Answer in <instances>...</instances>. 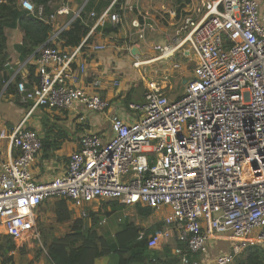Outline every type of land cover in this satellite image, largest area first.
Masks as SVG:
<instances>
[{"label":"built area","instance_id":"obj_1","mask_svg":"<svg viewBox=\"0 0 264 264\" xmlns=\"http://www.w3.org/2000/svg\"><path fill=\"white\" fill-rule=\"evenodd\" d=\"M52 4L58 7L44 21L54 26L58 15L70 14V5L68 0ZM17 5L42 18L43 6L33 0H17ZM113 6L114 2L100 13L89 12L93 27L77 46L55 44L62 29L53 31L51 44L41 46L30 58L34 80L17 83L18 101L28 110L11 132L0 130V138H8L15 150L14 156L0 160V233L15 245L40 238L37 214L48 198H64L83 229L106 223L102 204L139 205L167 209L162 225L152 234L139 232L138 239L146 238L148 248L172 243V254L180 264H232L247 247L264 244L261 2H204L200 18H186L172 41L153 47L156 57L132 62V68L138 69L150 61L172 60L171 68L176 70L181 60H187L194 68L184 92L174 98L165 92L170 89L167 67L162 68L161 78L145 80L144 101L127 105L131 120L108 113L107 99L77 84L84 49L98 52L107 47L103 42L88 43L89 34L120 22L122 15ZM132 25L143 28L139 20ZM176 58L180 61L174 62ZM39 107L80 108L79 125L86 122V112L106 115L108 122L103 132L84 129L65 166L47 181L33 172L42 154L41 137L35 128L24 125ZM121 221L119 217L117 222ZM225 238L230 241L228 249L208 258L209 249Z\"/></svg>","mask_w":264,"mask_h":264},{"label":"crops","instance_id":"obj_2","mask_svg":"<svg viewBox=\"0 0 264 264\" xmlns=\"http://www.w3.org/2000/svg\"><path fill=\"white\" fill-rule=\"evenodd\" d=\"M207 1L211 0H122V2L111 0L107 6L113 2L114 5L119 4L120 7L123 6L118 28L116 31L109 33H103V30L98 28V30L89 34L88 43L103 42L107 47L105 50L98 52L84 49V54L81 56L84 68L83 70L78 68L79 79L77 84L85 88L87 92L96 91L103 98L107 99L110 104L108 113H114L125 120H131L133 113L128 109L127 105L128 103L141 104L144 101L145 80L151 79L154 76L161 78L162 68L167 67L169 69L168 80L171 85L173 78L178 77L177 73H183L182 63L180 68L176 70L171 68L172 60L150 61L147 66H142L138 69L132 68V62L136 60L149 61L156 57L157 52L153 47L169 43L173 40L176 36L175 33L177 34L181 30V27H183L186 18L194 20L200 18L204 12L202 4ZM259 1L261 2V17L264 23V0ZM68 2L70 5V15L74 16L86 4L87 0H68ZM67 16L61 14L56 17L54 32L68 28L67 22H69V19ZM136 20H139L143 28H136L132 25ZM86 21L91 29L94 20L88 16ZM178 22L181 23V25L179 24L180 26H176ZM108 25L112 26L111 23ZM6 35L7 51L10 57V61L6 65V74L9 76L8 81H11L15 75H20L22 80L29 82L27 78L29 74L28 65H31V56L22 59L17 50V46L21 42L22 32L18 28L7 29ZM55 44L62 46V42L57 39L55 40ZM133 47L137 49L135 54L131 53ZM175 61H180V59L176 58ZM153 70H157V73L154 74ZM184 81L186 82V80ZM94 82L98 83L95 87L92 86ZM136 84L142 85V102L132 100L133 88ZM169 90L168 88L165 92L170 98H173L171 94L167 93ZM129 92H131V97L127 99ZM2 97V101L5 103L3 108H0V130L6 129L8 132H11L23 120L28 108L17 104L15 97L12 95L7 96L3 94ZM12 109L17 113H21L23 109L26 111L22 118L11 123L9 115ZM77 111H80V108L62 111H48L36 108L26 118L24 125L35 128L41 138L45 137L48 132L51 133L50 128L55 132L60 131L64 137L60 149L55 151L51 158L44 159L42 158V154L37 158L33 172L38 179L47 181L61 171L64 164H66L59 160L62 156V151L70 149L71 153L76 149L79 135L84 129L98 132L107 130L108 122L106 115L86 112V122L79 125L76 118ZM29 117H32V120L27 123ZM70 153L67 154L66 162ZM14 155L15 150L12 148L9 139L0 138V160H7ZM108 257L110 256L97 258L95 264H110L111 260ZM15 263L18 264L16 258ZM35 264L38 263L36 262Z\"/></svg>","mask_w":264,"mask_h":264},{"label":"trees","instance_id":"obj_3","mask_svg":"<svg viewBox=\"0 0 264 264\" xmlns=\"http://www.w3.org/2000/svg\"><path fill=\"white\" fill-rule=\"evenodd\" d=\"M55 0H33L36 6H43L42 18L37 14H30L17 5V0H0V92L2 95H12L17 104H20L17 97V83L22 80L20 75H15L11 81L6 74V65L10 61L7 51V29H20L22 38L17 50L20 58L25 59L29 56H35L38 49L48 41L54 31V26L44 21L50 14L54 13L58 4H52ZM111 0H87L82 10L75 17L68 15V28L62 29L58 33V38L63 47L77 46L82 38L87 35L90 25L86 21L90 11L100 13ZM122 2V0H119ZM113 10L122 14L119 10V4L113 6ZM116 26H105L103 33L116 31ZM28 81L34 80V66L28 65ZM8 81V82H7ZM132 92V90H131ZM128 93L127 99L131 97ZM21 105V104H20ZM41 108V107H39ZM44 109V108H41ZM48 132L41 138L42 158L49 159L53 153L60 149L64 139L60 131ZM110 205L114 211L120 205L116 202L102 204L100 213L109 216L111 212L106 210ZM48 207L54 217L56 224H69L70 229L61 235H44V248L47 254V264H95L97 258L103 256H115L117 264H180L178 256L172 254L171 244H165L161 250L150 249L146 238L138 239L139 232L143 230L141 226L125 219L119 222L118 229L113 235L106 232L100 234L96 228L83 229V222L72 218V212L69 210L64 198H48L39 207ZM139 210H141L139 208ZM94 216V221L97 220ZM162 220L154 227H160ZM96 227V226H95ZM154 228L152 230H154ZM178 245V243H177ZM16 245L6 234H0V264L15 263ZM185 253L188 255L185 249ZM233 264H264V245H252L247 247Z\"/></svg>","mask_w":264,"mask_h":264},{"label":"rangeland","instance_id":"obj_4","mask_svg":"<svg viewBox=\"0 0 264 264\" xmlns=\"http://www.w3.org/2000/svg\"><path fill=\"white\" fill-rule=\"evenodd\" d=\"M179 24L181 25V23L178 22L176 26H178ZM181 63L183 64V68H182L183 73H177L178 77L173 78V80L171 81L170 90L167 92L168 94H171V97L173 98L184 92L185 84L183 83V81L188 80L191 77L192 70L194 68V63L192 61L183 60ZM166 64H168V62H166ZM142 93H143L142 85L136 84L135 87L133 88L132 100L135 102H142L141 100ZM0 98H1L0 108H3L5 102L2 101L3 99L2 91L0 92ZM25 111L26 110L23 109L21 113H17L16 111H14V109H12L9 115V119L11 123H14L18 119L22 118L25 114ZM32 117L28 118L27 123H29L30 120H32ZM6 132L8 131L6 130ZM70 151H71L70 149L63 150L62 156L60 157L59 160L66 163V157H67V154L70 153ZM107 206L109 208L108 212H111L112 210L111 206L110 205H107ZM139 208L141 210H139ZM43 209H44L43 211L40 210L38 212L37 221H36V227L40 232V238L38 239L30 238L25 243L21 244L19 242L16 245L14 256L18 264H35L36 262L38 264H47V254L44 248L45 233L48 236L61 235V234L66 233L70 229L69 224H62V225L56 224L54 222L53 213L48 207L46 208V206H44ZM166 214H167V209L152 210L149 207H145V206L142 207L139 205L136 207L119 206L114 211L112 210V213H110V215L106 219V223L103 226L98 227L96 230H98L100 234L110 232L108 234L113 235L119 226V222H117V219L121 217L122 221L125 219H128L134 222L136 225L141 226L145 230L146 234L150 235L156 229H158V227L156 229L154 227L156 226V224H158V222ZM153 228L154 230H152ZM0 234H3V233H0ZM229 245H230V241L226 240V238L219 240L213 248L209 249L207 257L212 258L216 256L217 254L226 251ZM158 250H161V248ZM108 258L109 260H111L110 264H117V258L115 256L111 255Z\"/></svg>","mask_w":264,"mask_h":264},{"label":"water","instance_id":"obj_5","mask_svg":"<svg viewBox=\"0 0 264 264\" xmlns=\"http://www.w3.org/2000/svg\"><path fill=\"white\" fill-rule=\"evenodd\" d=\"M136 51H137V49H136L135 47H133V48L131 49V53H132V54H135ZM183 83L185 84V81H184ZM261 245H264V244H261Z\"/></svg>","mask_w":264,"mask_h":264}]
</instances>
